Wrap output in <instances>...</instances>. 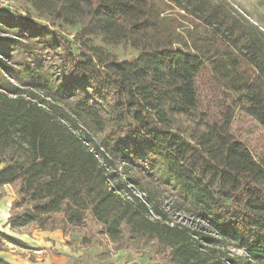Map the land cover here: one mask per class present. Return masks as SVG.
Returning a JSON list of instances; mask_svg holds the SVG:
<instances>
[{"label": "trees", "instance_id": "obj_1", "mask_svg": "<svg viewBox=\"0 0 264 264\" xmlns=\"http://www.w3.org/2000/svg\"><path fill=\"white\" fill-rule=\"evenodd\" d=\"M26 2L38 16L0 7V28L48 49L52 64L13 69L0 58L9 227L66 233L90 222L112 242L166 249L158 264H264V153L229 130L237 113L264 125V31L226 0ZM108 46L134 54L118 59ZM22 74L37 79L12 80ZM196 79L227 95L214 116ZM152 187L195 228L170 219ZM222 241L242 255L217 249Z\"/></svg>", "mask_w": 264, "mask_h": 264}, {"label": "rangeland", "instance_id": "obj_2", "mask_svg": "<svg viewBox=\"0 0 264 264\" xmlns=\"http://www.w3.org/2000/svg\"><path fill=\"white\" fill-rule=\"evenodd\" d=\"M1 8L7 11H22L33 17L38 15L26 0H1ZM239 13L254 22L264 31V0H226ZM75 27L64 25L65 33H73ZM13 35L6 29L0 28V58L13 69H21L30 66L41 71L50 72L52 54L44 47H35L27 44L25 40L15 41ZM95 44L104 45L99 38L93 40ZM109 51L118 59L128 58L134 54L132 49L108 46ZM37 78L26 75L12 77L16 83L31 86ZM200 108L207 111L209 116H214L220 107V102L227 97L219 83L212 80L196 79L195 81ZM230 133L237 139L246 143L251 151L258 155L264 153V125L257 123L254 119L242 113H237L231 123ZM97 137V136H96ZM12 188V187H11ZM10 189V192L12 191ZM154 188L156 196L162 202V206L168 211V217L183 225L195 228V222L190 216L182 211L171 209L172 197L163 192L162 187ZM15 194L14 188H12ZM11 206V205H10ZM10 209V208H9ZM10 214V210H9ZM34 224L25 228V233H30ZM99 226L88 223L79 227L69 228L67 234L74 237V251L76 261L79 264H158L168 260V251L159 249L150 243L112 242L103 233L99 232ZM90 237L91 243L85 246L81 243L82 238ZM220 251L228 255H242V251L229 242L222 241L216 246ZM252 264V263H251Z\"/></svg>", "mask_w": 264, "mask_h": 264}, {"label": "crops", "instance_id": "obj_3", "mask_svg": "<svg viewBox=\"0 0 264 264\" xmlns=\"http://www.w3.org/2000/svg\"><path fill=\"white\" fill-rule=\"evenodd\" d=\"M9 188V185L0 188V232L18 238L25 246H18L0 237V257L9 264H79L72 241L74 237L61 229L42 230L31 225L30 233H25L28 225L9 227V208L15 198L13 189L10 192Z\"/></svg>", "mask_w": 264, "mask_h": 264}, {"label": "built area", "instance_id": "obj_4", "mask_svg": "<svg viewBox=\"0 0 264 264\" xmlns=\"http://www.w3.org/2000/svg\"><path fill=\"white\" fill-rule=\"evenodd\" d=\"M1 5H2V1L0 0V7H1Z\"/></svg>", "mask_w": 264, "mask_h": 264}]
</instances>
